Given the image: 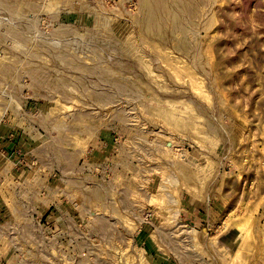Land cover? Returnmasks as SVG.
<instances>
[{
	"label": "rangeland",
	"instance_id": "374dc122",
	"mask_svg": "<svg viewBox=\"0 0 264 264\" xmlns=\"http://www.w3.org/2000/svg\"><path fill=\"white\" fill-rule=\"evenodd\" d=\"M0 264H264V0H0Z\"/></svg>",
	"mask_w": 264,
	"mask_h": 264
}]
</instances>
